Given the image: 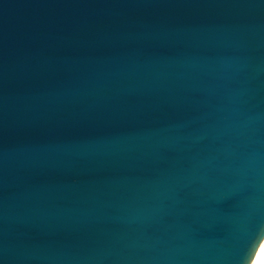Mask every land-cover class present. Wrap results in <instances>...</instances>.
I'll return each mask as SVG.
<instances>
[{"label":"water","instance_id":"1","mask_svg":"<svg viewBox=\"0 0 264 264\" xmlns=\"http://www.w3.org/2000/svg\"><path fill=\"white\" fill-rule=\"evenodd\" d=\"M263 240L264 0H0V264Z\"/></svg>","mask_w":264,"mask_h":264},{"label":"bare ground","instance_id":"2","mask_svg":"<svg viewBox=\"0 0 264 264\" xmlns=\"http://www.w3.org/2000/svg\"><path fill=\"white\" fill-rule=\"evenodd\" d=\"M251 264H264V240L261 243Z\"/></svg>","mask_w":264,"mask_h":264}]
</instances>
